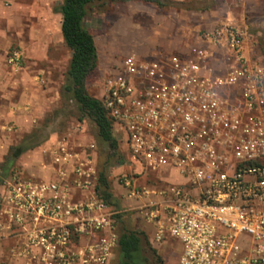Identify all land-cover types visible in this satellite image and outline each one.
Returning <instances> with one entry per match:
<instances>
[{"label": "built area", "instance_id": "built-area-1", "mask_svg": "<svg viewBox=\"0 0 264 264\" xmlns=\"http://www.w3.org/2000/svg\"><path fill=\"white\" fill-rule=\"evenodd\" d=\"M185 55L125 56L100 101L131 164L181 182H120L138 214L181 245L177 264H264V55L245 31L220 23ZM14 68L21 53L6 58ZM70 135L42 151L52 178L11 170L0 185V241L25 264H108L113 213L96 194L94 145ZM138 176V175H137ZM82 193V198L74 196Z\"/></svg>", "mask_w": 264, "mask_h": 264}, {"label": "crops", "instance_id": "crops-1", "mask_svg": "<svg viewBox=\"0 0 264 264\" xmlns=\"http://www.w3.org/2000/svg\"><path fill=\"white\" fill-rule=\"evenodd\" d=\"M20 1L0 0V167L11 148L5 147L4 144L18 136L20 138L19 145H21L27 137L26 134L35 125H40L39 123L43 122L46 114L54 108L56 102L54 77L60 67L58 53L67 48L61 34V15L54 12V8L62 0ZM172 1H176L178 4L179 1L182 3L184 0ZM20 15L26 16L24 22L20 19ZM196 16L191 18L190 22L184 9L177 7L170 12L166 10L163 14H157L151 21L146 37L144 28L137 26L132 30H128V28L115 29L112 33L104 35L100 42L133 43L135 41L138 43V40L143 38V43L147 44L142 49L144 57L157 56L154 51L156 46L168 47L171 51L166 52L167 54L162 55L163 57H169L168 54L185 55L192 47H206L202 34L211 32L217 26L215 19L205 15ZM243 26L241 24L238 28L243 30ZM194 29L198 31H194ZM245 43H250L248 38ZM13 45L21 53L22 60L19 68L9 66L6 61L7 53ZM130 54L141 57L136 52L127 55ZM69 59L70 57L66 59V65H68ZM41 125L43 124L41 123ZM48 142L42 144L40 150H45ZM42 175L44 179L50 180L52 178L50 168H47ZM127 178H134L137 185L146 186L138 183L139 177L136 173ZM3 179L0 178V185ZM122 190L124 197L134 204L133 208L136 209L134 213L141 223L142 231L147 235L153 247L158 246V243L154 241L156 226L146 222L138 214L140 202L127 198V191L123 186ZM80 198H82V193H77L74 196L75 200ZM1 242L9 244L13 240L4 238ZM169 242L170 237L166 234L164 240L159 244L167 256L171 258L174 255L177 256L174 262L177 264L181 245L172 243L175 245L173 247L169 245ZM11 247L8 252H5L0 246V264H25L24 260L11 258ZM111 260L108 264L111 263Z\"/></svg>", "mask_w": 264, "mask_h": 264}, {"label": "rangeland", "instance_id": "rangeland-1", "mask_svg": "<svg viewBox=\"0 0 264 264\" xmlns=\"http://www.w3.org/2000/svg\"><path fill=\"white\" fill-rule=\"evenodd\" d=\"M21 1L26 2V0ZM159 2L161 3L160 6L141 1L110 3L105 6H95L88 12L85 24L94 38L97 55L99 57L97 67L89 76L86 83L88 93L91 96L100 99L104 80L119 66L122 59L128 53L136 52L141 55V58H148L142 55V49L147 45L143 43V38L139 39L138 43H135L134 40L133 43H101L100 40H102V37L112 33L115 29L128 28V30H132L137 26L144 28V36L146 37L151 21L157 14H163L166 10L170 12L177 7L184 9L185 15L190 22L191 18L197 17L196 15H205L215 19L217 25L220 23H230L237 27H240L241 24L244 25L243 30L246 32L249 42L257 46V51L260 55H264V0H250L247 2L240 0H184L182 3L179 1L178 4L172 0H159ZM20 19L24 22L26 16L20 15ZM194 31L198 30L194 29ZM12 49L18 50L13 45L8 53ZM154 51L157 56L153 58L156 60L162 57V55L167 54L166 52H171L168 47L162 46H156ZM58 54L60 55L58 57L60 58V67L54 77L56 81L55 106L46 114L43 122L39 123L40 125H35L26 134V136L33 134L27 143L30 149L15 160L11 167L12 170H21L27 176L36 180H46L42 177V174L48 168V158L40 150V146L45 142H53L56 138L69 134L71 146L81 145V147H87L91 144L94 145L95 149L92 151V154L95 157L97 169L102 167L107 154L106 147L97 139L96 129L93 124L86 119L82 121L77 120L75 105L62 92L64 75L67 68L66 59L70 57V51L65 48V50H61ZM168 56H171V54H168ZM41 123L46 124V126L41 125ZM12 139V141L4 144L5 147L10 148L20 144V138L18 136ZM119 153L124 157L125 163L121 166L112 167L109 170L108 179L111 185V191L119 202L121 211L130 214L129 221L132 228L142 231L141 223L134 213L136 211L133 208L134 204L124 197L120 182L121 178L130 177L136 173L139 177V184L157 188L165 187L168 184H177L180 182V178L172 172H168V170L164 171L162 176L152 175L145 170H141L138 165L131 164L127 149L122 144H119ZM13 242L7 244V242L0 241V246L3 251L8 252ZM170 242L169 245L173 247L175 245L172 243L178 244L172 238H170ZM153 248L157 251L161 259V264H175L174 262L177 256L174 255L172 258L167 256L159 243L158 246ZM169 258L171 259L169 260ZM110 264H116L115 256Z\"/></svg>", "mask_w": 264, "mask_h": 264}, {"label": "trees", "instance_id": "trees-1", "mask_svg": "<svg viewBox=\"0 0 264 264\" xmlns=\"http://www.w3.org/2000/svg\"><path fill=\"white\" fill-rule=\"evenodd\" d=\"M141 1L161 5L159 0H62L54 12L61 15V34L65 46L70 51V59L64 75L63 94L75 105L77 120H88L96 129V136L107 149L106 159L98 168L96 194L113 213L116 227L117 248L114 256L116 264H161L157 251L151 245L143 231L132 228L130 214L121 211L119 202L111 191L108 172L112 167L125 163L119 153V143L113 134V124L99 99L91 96L87 90V80L98 64L97 50L93 36L88 31L85 20L88 12L95 6L110 3ZM264 54V50H263ZM44 126L46 124L43 123ZM25 141L11 147L1 164L0 178H5L11 167L23 153L30 148Z\"/></svg>", "mask_w": 264, "mask_h": 264}]
</instances>
